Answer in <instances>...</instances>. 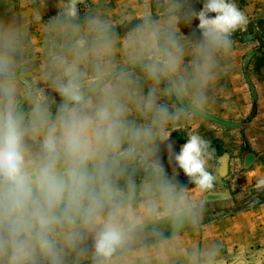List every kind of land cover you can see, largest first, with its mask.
Listing matches in <instances>:
<instances>
[{
    "label": "rangeland",
    "instance_id": "1",
    "mask_svg": "<svg viewBox=\"0 0 264 264\" xmlns=\"http://www.w3.org/2000/svg\"><path fill=\"white\" fill-rule=\"evenodd\" d=\"M233 2L248 23L231 34L228 47L212 50L210 75L200 87L192 81L196 65L202 63L197 46L204 38L198 19L188 23L185 15L201 10L204 0H77L76 17L65 15L69 0H0V27L12 28L20 37L15 53L17 104L26 117L36 102L46 104L55 117L63 100L53 85L60 75L54 64L58 56L72 55L77 39L90 42L81 68L89 81L95 80L97 56L91 40L93 29L103 26L112 39L110 53L101 58L108 64L109 78L127 74L138 95L156 90V103L176 117L165 126L175 152L190 134L215 150L208 170L216 182L200 192L182 170L174 175L167 142L158 141L163 167L177 183L170 203L179 214L165 212L158 192L141 190L144 177L138 171L130 199L122 205L135 223L131 238L103 264H264V190L255 188L256 176L264 175V0ZM153 31L160 44L172 35L181 50L178 70L159 81L144 67L156 54L130 59L138 47L129 46V37ZM181 79L187 90L177 94L171 83ZM129 119L138 125L148 122L134 106ZM28 147L37 157L39 138ZM120 186L126 188L123 182ZM64 264H100L91 238L81 250H66Z\"/></svg>",
    "mask_w": 264,
    "mask_h": 264
},
{
    "label": "clouds",
    "instance_id": "2",
    "mask_svg": "<svg viewBox=\"0 0 264 264\" xmlns=\"http://www.w3.org/2000/svg\"><path fill=\"white\" fill-rule=\"evenodd\" d=\"M76 5L77 0H69L67 17H76ZM193 18L204 39L197 46L202 63L196 65L192 84L202 87L210 75L212 50L228 47L229 37L247 25L248 17L233 0H204L201 10L185 15L188 23ZM93 31L95 80L89 81L81 68L90 42L77 39L72 55L58 56L54 64L60 75L53 85L63 100L55 117L40 102L26 117L17 104L15 53L20 37L12 28L0 27V264H64L66 250H81L89 238L103 264L131 238L135 223L122 205L130 199L138 171L144 177L141 190L158 192L165 212L179 214L170 203L177 183L163 167L158 141L167 142L174 175L182 170L200 192H208L216 182L208 170L215 155L209 142L190 134L175 152L165 126L176 117L156 103L155 89L138 95L127 74L109 78L108 64L101 58L110 53L112 39L103 26ZM158 40L155 31L129 37V46L138 47L131 60L149 52L158 57L144 64L156 81L175 73L181 63L174 37L169 35L163 44ZM171 90L182 94L186 84L172 81ZM133 106L147 123L129 119ZM37 138L39 155L32 157L28 143ZM255 188L264 190V175L256 176Z\"/></svg>",
    "mask_w": 264,
    "mask_h": 264
}]
</instances>
